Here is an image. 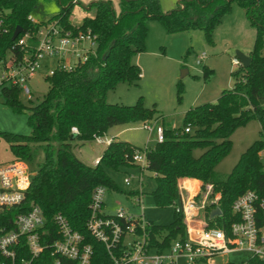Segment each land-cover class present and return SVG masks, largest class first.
Returning <instances> with one entry per match:
<instances>
[{
  "label": "trees",
  "instance_id": "1",
  "mask_svg": "<svg viewBox=\"0 0 264 264\" xmlns=\"http://www.w3.org/2000/svg\"><path fill=\"white\" fill-rule=\"evenodd\" d=\"M59 1L63 3L60 13L48 21L56 20L65 31H88L96 37V54L71 72L56 70L52 76L45 77L47 92L35 106L27 108L19 103V89L5 87L0 90L5 106L14 112L27 111L32 129L29 136L0 132V140L6 143L13 161L31 162L37 147L43 152V160L37 163L30 178L20 212L35 205L47 220L61 215L72 230L85 236L92 245V264H109L101 245L89 239L86 232L91 195L97 187L116 190L107 171L137 167L133 161L136 152L144 153L145 169L153 174L155 188L150 195L158 207L177 201L178 182L182 179L196 180L202 187L210 184L212 193L220 196L213 207L220 210V215L208 222L212 225L213 221L228 230L238 221L231 211L238 197L252 192L258 201H264V167L260 156L264 139L246 148L225 178L215 175L216 166L230 152V138L236 129L256 120L261 127L260 135L264 137V0H180L176 9L167 13L162 12L159 0L127 3L120 0L118 14L114 13L109 1L95 2L89 6L91 14L83 17L77 26L68 21L71 0ZM37 2L0 0L2 29L6 30L0 38L3 50L12 44L11 36L16 27L26 33L40 26L41 23L31 24L27 20ZM232 4L243 10L255 31L248 55L249 66L246 69L241 66L240 71L232 74L233 88L223 91L215 103L190 108L181 128H163L161 143L138 149L128 142L113 139L105 145L97 165L86 166L79 161L74 149L96 138H104L111 128L144 125L160 119L154 109L143 105L142 98L132 106L106 101V94L118 84L138 86L141 71L133 59L144 50L147 21H158L167 35L200 29L211 42L214 28L229 13ZM208 74L210 71L205 68L204 76ZM72 128L76 133L71 132ZM17 211H4L3 214L11 219ZM211 211L207 209V217ZM263 214L264 209H258V227H263ZM147 231L153 245L158 246V242L163 241L160 247L184 238L181 217L174 212L170 225L149 223ZM240 264H264V259L248 258Z\"/></svg>",
  "mask_w": 264,
  "mask_h": 264
},
{
  "label": "built area",
  "instance_id": "2",
  "mask_svg": "<svg viewBox=\"0 0 264 264\" xmlns=\"http://www.w3.org/2000/svg\"><path fill=\"white\" fill-rule=\"evenodd\" d=\"M71 3L76 4L77 0ZM27 20L41 24L34 32H21L8 48L0 47V90L13 87L21 91L42 63H46L45 77H50L56 70L71 72L95 56L96 37L88 31H65L56 20L37 22L31 16ZM2 23L0 12V38L6 34ZM204 59L205 54H201L198 61ZM49 62H54L53 68ZM232 63L240 66L236 58ZM142 128L154 133L157 143L162 142L163 128L148 124ZM71 132L76 133V129L72 128ZM95 142L103 143L102 138H96ZM260 156H264V149ZM133 161L142 163L141 169H145L144 153L136 152ZM98 162L99 158L95 159L93 166ZM31 176L24 162L0 165V264H92V245L85 236L72 230L61 215L47 220L35 205L20 212ZM128 184L125 180V185ZM104 193L102 187L93 191L85 228L89 239L101 245L109 264H181L180 261L182 264H230L231 254H241L245 260L264 259V231L256 221L258 209H264V201H258L252 192L233 202L231 211L238 221L225 230L213 221L212 225L208 222L207 209L213 210L220 199L219 194L212 193L210 184L202 187L196 182L194 191L178 184L173 210L181 217L184 238L175 239L166 247H160L163 241L153 245L147 231L149 222L142 216L134 217L123 210L113 216L104 214ZM16 210L11 219L3 214Z\"/></svg>",
  "mask_w": 264,
  "mask_h": 264
},
{
  "label": "rangeland",
  "instance_id": "3",
  "mask_svg": "<svg viewBox=\"0 0 264 264\" xmlns=\"http://www.w3.org/2000/svg\"><path fill=\"white\" fill-rule=\"evenodd\" d=\"M106 1L112 4L114 13L118 14L120 0H77L76 4L70 2L69 23L77 26L83 17L91 14L87 8L92 3ZM179 1L159 0L162 12L176 9ZM62 7L63 3L59 0H38L31 17L37 22L47 21L59 14ZM146 26L144 50L133 59L141 70L138 86L118 84L106 94V101L113 105L132 106L142 98L143 105L154 109L160 117L156 125L155 121L145 123L153 128H181L184 115L190 108L215 103L223 91L231 90L234 85L232 74L240 71L241 67L233 65L232 60L236 58V52L248 56L255 39V31L245 13L235 4L231 5L229 13L214 28L211 42L207 41L200 29L167 35L156 20H148ZM201 54H205V59L199 62ZM45 64L42 63L36 75L19 92L18 101L24 107L37 105L47 92L48 85L44 80ZM48 64L54 67V62ZM205 68L210 71L207 77L204 76ZM183 71H186V74L182 76ZM0 132L24 136H29L32 132L27 111H12L3 104L1 97ZM260 133L261 127L256 120H250L236 129L230 138V152L216 166L215 175L221 179L225 178L240 154L255 141L264 139ZM110 137L128 142L138 149L149 148L156 143L154 133L143 130L141 124H132L113 127L108 130L106 137L102 138L103 143L87 142L74 149L73 153L83 164L91 166L93 161L101 156L106 145L104 143ZM8 156L5 143L0 141V158L6 160ZM42 160V149L37 147L33 160L24 161L28 173L32 175L37 163ZM261 162L264 167V156H261ZM135 165L137 167L122 168L118 172L107 171V176L117 189L105 190L102 198L104 214L113 216L123 210L134 217L142 216L145 222L157 226L170 225L173 222V205L158 207L155 204L150 195L155 188L153 174L144 168L141 169L144 167L142 163ZM125 180L129 181L127 186ZM184 183H189V190H193L194 184L191 181ZM184 183L181 185L184 186ZM262 229L264 231V214ZM245 258L241 254H231L229 263L240 264Z\"/></svg>",
  "mask_w": 264,
  "mask_h": 264
},
{
  "label": "water",
  "instance_id": "4",
  "mask_svg": "<svg viewBox=\"0 0 264 264\" xmlns=\"http://www.w3.org/2000/svg\"><path fill=\"white\" fill-rule=\"evenodd\" d=\"M140 0H124V2H138ZM90 7L87 8V10H89ZM22 32V29L20 27H16L15 30L13 31V34L11 36V41H13L20 33ZM236 59L239 61L240 66H242L244 69H246L249 66L250 63V58L248 56H244L238 52H236ZM184 73H182V76L184 74H186V71H183ZM220 215V210L218 208L213 209L209 216L208 219L211 220L212 218H214L215 216H219Z\"/></svg>",
  "mask_w": 264,
  "mask_h": 264
},
{
  "label": "crops",
  "instance_id": "5",
  "mask_svg": "<svg viewBox=\"0 0 264 264\" xmlns=\"http://www.w3.org/2000/svg\"><path fill=\"white\" fill-rule=\"evenodd\" d=\"M119 13V12H118ZM163 13H167V12H163ZM136 64V63H135ZM137 65V64H136ZM138 66V65H137ZM141 71V70H140ZM140 78H141V75H140ZM140 81V80H139ZM158 121H159V119L157 120V121H155V125L158 123ZM112 129V128H111ZM110 129V130H111ZM106 137V136H105ZM104 137V138H105ZM113 139H115V137H110V138H108V141H111V140H113ZM0 141H2V140H0ZM2 142H4V141H2ZM5 143V142H4ZM5 145H6V143H5ZM6 148H7V151L9 152V150H8V147H7V145H6ZM5 158H0V165H5V164H8V163H10V162H12L13 161V157H12V155H11V153L9 152V156H8V159H6V160H4ZM97 159V158H96ZM85 165V164H84ZM92 165H93V163H92ZM91 165V166H92ZM186 181H191V183H193V184H195L194 182H198V181H196V180H191V179H182V180H180L179 182H178V184H183L184 182H186Z\"/></svg>",
  "mask_w": 264,
  "mask_h": 264
},
{
  "label": "bare ground",
  "instance_id": "6",
  "mask_svg": "<svg viewBox=\"0 0 264 264\" xmlns=\"http://www.w3.org/2000/svg\"><path fill=\"white\" fill-rule=\"evenodd\" d=\"M184 186H185L186 189L189 190V183H184ZM195 188H196V183L193 185V190L192 191H194Z\"/></svg>",
  "mask_w": 264,
  "mask_h": 264
}]
</instances>
